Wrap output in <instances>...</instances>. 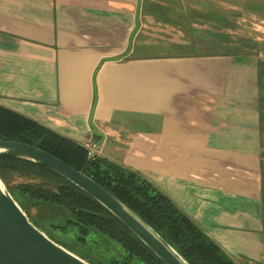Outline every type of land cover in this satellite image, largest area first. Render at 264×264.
Instances as JSON below:
<instances>
[{"label": "crops", "instance_id": "0c3cea01", "mask_svg": "<svg viewBox=\"0 0 264 264\" xmlns=\"http://www.w3.org/2000/svg\"><path fill=\"white\" fill-rule=\"evenodd\" d=\"M169 1L140 0L134 31L137 0H0V106L97 145L235 264H264V61L171 37Z\"/></svg>", "mask_w": 264, "mask_h": 264}, {"label": "trees", "instance_id": "16d2710c", "mask_svg": "<svg viewBox=\"0 0 264 264\" xmlns=\"http://www.w3.org/2000/svg\"><path fill=\"white\" fill-rule=\"evenodd\" d=\"M259 64L264 67L261 61ZM261 110L264 114V103L260 105ZM0 139L30 144L76 170L83 169L135 211L189 264H235L169 197L137 173L95 154L88 159L89 149L84 145L1 106ZM0 179L29 218L31 207L47 208L64 213L62 225H51L61 231L74 228L77 240L83 244L91 242L88 236L93 231L113 240L124 255L121 260L108 258L109 264H129L133 260L164 264L107 209L55 171L37 163L3 158L0 159Z\"/></svg>", "mask_w": 264, "mask_h": 264}, {"label": "water", "instance_id": "95a60500", "mask_svg": "<svg viewBox=\"0 0 264 264\" xmlns=\"http://www.w3.org/2000/svg\"><path fill=\"white\" fill-rule=\"evenodd\" d=\"M140 0L136 3V26ZM133 35V33H132ZM131 35V37H132ZM119 57H115L117 59ZM94 134L101 137L94 127ZM95 145L94 147H96ZM93 153H88V159ZM21 159L45 166L87 193L122 222L164 264H189L147 222L115 195L59 158L27 143L0 139V159ZM0 264H91L37 227L0 179Z\"/></svg>", "mask_w": 264, "mask_h": 264}, {"label": "rangeland", "instance_id": "374dc122", "mask_svg": "<svg viewBox=\"0 0 264 264\" xmlns=\"http://www.w3.org/2000/svg\"><path fill=\"white\" fill-rule=\"evenodd\" d=\"M175 3L176 5L171 6L174 8L173 16L175 12H184L186 20L174 26L171 37L178 38L179 41L187 39L211 52L220 50L226 54L251 56L252 59L259 57L264 61V0H176ZM157 31L163 33L167 29L164 31L162 25ZM175 31H180L182 35L174 36ZM153 47L156 51L161 50L159 46ZM29 216L53 240L91 264H109L108 258L116 257L121 260L124 255L119 245L97 231L89 234L91 242L86 245L77 240L74 228L68 227L67 231L54 228L51 224L64 223L62 212L31 207ZM129 264L143 263L133 260Z\"/></svg>", "mask_w": 264, "mask_h": 264}, {"label": "built area", "instance_id": "2783aa9c", "mask_svg": "<svg viewBox=\"0 0 264 264\" xmlns=\"http://www.w3.org/2000/svg\"><path fill=\"white\" fill-rule=\"evenodd\" d=\"M87 148L89 149V152H91V150H93L95 147H94L93 144H91V145H89Z\"/></svg>", "mask_w": 264, "mask_h": 264}]
</instances>
